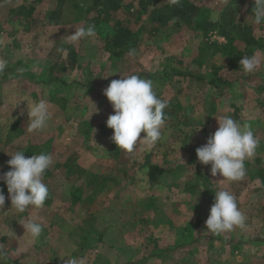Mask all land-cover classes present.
I'll list each match as a JSON object with an SVG mask.
<instances>
[{
    "label": "rangeland",
    "instance_id": "1",
    "mask_svg": "<svg viewBox=\"0 0 264 264\" xmlns=\"http://www.w3.org/2000/svg\"><path fill=\"white\" fill-rule=\"evenodd\" d=\"M32 1L0 0V58L8 61L0 74V174L9 170L7 161L16 151H24L27 158L44 147L42 152L53 160L48 169L52 177L44 180L50 194L44 207L17 214L0 181L5 195L0 264H66L69 259L82 264H264V184L255 169L246 166L260 157L264 169V23L256 24L253 11H248L254 0H199L198 20L207 23L203 30L180 22L151 37L153 25L146 13L136 21L135 14L121 10L108 24L127 17L128 28L139 40L132 48L135 57L126 51L114 58L101 51L96 30L95 36L79 42L69 37L92 16L91 0H66L62 5L42 0V14L61 6L63 22L44 25L42 16L27 30L25 20L10 10ZM237 25L249 27L259 38L253 54L262 63L255 72L240 73L231 65L244 56L242 51L239 58L231 56L242 46L236 32L243 31ZM69 49L77 67L61 71ZM174 70H191L193 77L176 79ZM215 71L230 85L221 90L208 85ZM142 72L149 74L157 97L169 101V117L162 139L151 151H143L141 143L127 153L111 140L106 120L113 109L103 92L112 80ZM247 74L249 78L240 77ZM197 76L206 81L194 80ZM243 83L242 91L238 88ZM176 98L189 101L182 117L174 113ZM40 99L48 101L51 119L43 130L30 133L28 109ZM92 103L98 111L93 112ZM230 103L240 109L237 121L249 124L260 142L255 155L245 160V178L233 182L219 174L213 177L211 165L196 157V149L217 130V120L233 118ZM14 125L21 134L9 136ZM71 162L86 173L77 183L82 192L88 194V179L94 180L97 190L90 197H72L64 174ZM151 165L166 169L156 183L147 176ZM222 189L236 197L247 217L246 227L215 235L205 221L215 192ZM22 218H35L43 225L38 240L24 232ZM198 218L203 221L194 227Z\"/></svg>",
    "mask_w": 264,
    "mask_h": 264
},
{
    "label": "clouds",
    "instance_id": "2",
    "mask_svg": "<svg viewBox=\"0 0 264 264\" xmlns=\"http://www.w3.org/2000/svg\"><path fill=\"white\" fill-rule=\"evenodd\" d=\"M253 17L256 24L264 23V0H255ZM93 36L95 28L92 25L80 27L74 34L69 35L74 43ZM127 55L135 57L136 52L129 49ZM261 63L262 59L253 54L242 56L239 66L244 72L252 73L259 69ZM7 67L8 61L0 58V74L4 73ZM103 94L113 109V114L106 120V126L112 129L111 140L117 148L133 153L137 145L142 143L143 151H151L163 137L162 130L167 120L165 109L169 105V101L157 97L152 79L129 74L112 80ZM93 107V112L98 111L94 104ZM50 119L48 101H34L30 110L28 109L27 130L30 133L41 131ZM217 122V130L207 138L204 145L196 149L197 160L203 165H211L213 177L219 174L229 182L241 181L246 176L245 160L255 155L260 142L247 123L241 124L231 116H223ZM23 152L16 151L10 155L11 159L7 161L9 170L0 174V181L7 187L11 208H14L17 214L26 212L30 207H44L50 194L43 178L53 163L51 155L41 152L26 158ZM4 203L5 195L0 190V208ZM246 220L247 217L238 207L236 197L230 191L222 189L215 192L214 203L205 221L208 232L220 235L237 228L244 229ZM20 224L34 241L40 238L43 225L36 222L35 218H22ZM2 255L4 253L0 250V256ZM66 264H82V261L69 259Z\"/></svg>",
    "mask_w": 264,
    "mask_h": 264
},
{
    "label": "trees",
    "instance_id": "3",
    "mask_svg": "<svg viewBox=\"0 0 264 264\" xmlns=\"http://www.w3.org/2000/svg\"><path fill=\"white\" fill-rule=\"evenodd\" d=\"M65 1L66 0H57L56 2L57 4L60 2L62 5ZM39 3L41 4L42 0H33L32 2L25 3V5L22 4L21 6H18L16 10L11 9L10 11H14L16 17L25 20L27 30H30L31 27H33L37 23V20L40 21V19L42 18L44 21V25L48 26L58 25L63 22L61 21V17L63 14L61 6H56V9L51 10L47 15L44 16L42 14V9L38 8ZM198 4L199 0H178V2H173L172 4H162L161 0H130L129 2H125V0H91V9L89 8L88 14H92V16L88 19L86 18L87 23L85 24V26H94L95 30L97 31L96 34H98L101 39V51L103 53L111 55V57L114 58L120 56L126 51H129V49H132L133 45L139 40L138 36L134 34V31L131 28H128L127 17L117 20L113 24H108L113 18H115V14L117 12L122 10L128 13L130 16H132V14H135L136 21L140 19V16L142 14L146 13L147 22L153 25L151 30L148 32L149 37H151L152 35H155L167 29L168 27H171L172 25H179L180 22H183L186 26H194L195 30H203L205 24L207 23L203 19L201 21L198 20L200 17L199 12H201ZM77 7V3L73 2L72 8L77 9ZM254 7L255 0L250 2L248 11H253ZM131 8L134 9L132 13H130ZM228 21L231 22V19H228ZM107 24L109 25V27L105 28L104 26ZM236 27L238 30L243 31L238 33L236 32L237 38L242 41V46L239 50H237L236 53H232L231 56L235 55V57H241L239 51H242L244 56H252L257 45L259 44V38L251 35L249 27L247 29L244 26L240 25H237ZM262 39L264 41V38ZM69 51L70 54L67 57L66 63L60 68L61 71H65L68 68L73 69L75 66L77 67L76 55L71 49H69ZM231 65L235 69H240V73H245L240 68L239 64L236 65V63H232ZM139 76L142 78H148L149 74L147 72H142L141 74H139ZM174 77H176V79H180L181 77H193V74L191 73V70L186 73H181L174 70ZM240 77L246 79L250 76L247 74L245 76L241 75ZM195 78L196 79L194 80L200 82L206 81L205 78H202L200 76H197ZM61 80L63 85L66 84L63 78H61ZM42 82H44V80H42ZM207 82L208 85L220 90L223 85H230V83L227 82V80H225L222 75H219L217 71L212 72V77L207 80ZM244 86L245 85L243 83L239 85L238 89L243 91ZM229 98L230 96H228V99ZM188 102L189 101L187 100V104H185L180 102L176 98L174 100V113H176L180 117L185 115V112L187 111V107L189 105ZM228 105L232 107L231 114L233 118L240 121V109L235 106V104L230 103ZM165 113L168 118L169 113L166 110ZM13 133H16L17 135L21 134L20 129L17 127V125H14L10 129L9 136H11ZM43 149L44 147L39 151L42 152ZM40 152H38V154H40ZM1 157L4 158L3 155H1ZM261 160L262 159L260 157H256L253 162L246 163V166L250 167L253 170L255 169L256 175L260 178L261 183L264 184V169L261 168ZM65 167L66 170L64 174L71 183L73 189L72 197L74 198V200H81L83 196L88 194V197L93 195V192L97 190L94 180L88 179L89 191L88 194H86L85 192H82L80 186L77 185L78 181L83 180V177L86 175L83 169L72 162L71 165L68 166L66 164ZM49 171L50 170L47 169L44 174L43 179L45 181L47 180V178L52 177ZM164 173H166V169L164 167L151 165L148 167L147 176L151 182L156 183L158 181V176ZM202 221L203 219L198 218L196 223L194 224V227L200 226ZM11 263L17 264L14 261H11Z\"/></svg>",
    "mask_w": 264,
    "mask_h": 264
}]
</instances>
